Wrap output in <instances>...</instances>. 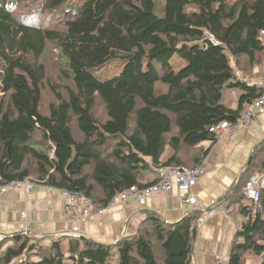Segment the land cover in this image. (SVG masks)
I'll list each match as a JSON object with an SVG mask.
<instances>
[{
	"label": "trees",
	"instance_id": "1",
	"mask_svg": "<svg viewBox=\"0 0 264 264\" xmlns=\"http://www.w3.org/2000/svg\"><path fill=\"white\" fill-rule=\"evenodd\" d=\"M261 32L264 0H0V184L28 179L102 208L142 186L147 159L197 167L198 146L216 142L209 129L260 95L246 82L264 66ZM115 58L122 71L98 80L92 70ZM226 88L241 91L236 110L221 103ZM262 145L247 173L264 174ZM237 200L227 264H264V190L258 207ZM196 219L151 215L111 244L16 233L0 264H190Z\"/></svg>",
	"mask_w": 264,
	"mask_h": 264
},
{
	"label": "crops",
	"instance_id": "2",
	"mask_svg": "<svg viewBox=\"0 0 264 264\" xmlns=\"http://www.w3.org/2000/svg\"><path fill=\"white\" fill-rule=\"evenodd\" d=\"M264 40V35L261 36ZM252 79L248 85L264 81V66L254 67L250 73ZM241 95L239 89L226 88L222 95V105L236 110ZM264 142V112L256 116L252 124L239 131L233 141L223 138L219 143H201L195 150L206 152L208 164L206 172L192 189L197 199L206 205L214 214L197 230L194 240L191 261L198 264H214L216 259L228 261L231 245L237 232L240 215L237 198L243 199V184L253 172H246L251 157ZM172 155L167 146L162 161ZM181 159V158H180ZM147 169L139 175L141 185L156 181L157 172L146 160ZM188 167L194 164L187 158ZM247 175L244 179L243 176ZM242 186V187H241ZM241 187V188H239ZM178 191L172 188L167 194L149 198L145 205L115 207L102 214H94L92 221L69 218L64 211L63 200L59 190H48L40 185L32 189L30 195L21 192H10L0 201V234L11 236L26 233L45 240L76 237L72 229L77 227L80 235L96 242L111 244L122 236L132 235L148 216L157 215L172 223L182 220L187 215L185 204L178 199ZM210 202H214L210 204ZM25 212V217L21 216Z\"/></svg>",
	"mask_w": 264,
	"mask_h": 264
},
{
	"label": "built area",
	"instance_id": "3",
	"mask_svg": "<svg viewBox=\"0 0 264 264\" xmlns=\"http://www.w3.org/2000/svg\"><path fill=\"white\" fill-rule=\"evenodd\" d=\"M263 35L264 32H261V36ZM253 85L260 90V95L240 112L235 123L231 126L228 122L223 121L209 129L215 136V143H219L223 138H228V140L233 141L239 131L250 126L254 118L264 112V81L254 83ZM208 162V157H205L193 169H188L183 166H165L156 169L158 176L155 182L149 185H142L141 187L134 186L127 191L118 193L102 208H96L91 200L83 194L59 190L63 200L64 211L71 220L92 221L94 214H102L106 210L115 207L131 206L133 204L143 206L149 198L165 195L172 188H175L178 191V199L185 204L186 213L195 212L197 214L196 228L198 230L215 213L214 210L206 207L192 193V189L199 181V178L206 172ZM40 185L28 179L14 180L0 184V201L5 194L10 192H21L26 196L30 195L32 189ZM46 187L49 191L55 189L49 186ZM262 190H264V174H251L243 188L244 206L249 209L258 207L259 192ZM213 203L210 202V204ZM21 216L24 218L25 212H21ZM239 220V223L243 222V217L240 216ZM72 234L84 237L80 235L77 227L72 229ZM3 239L4 236L0 234V242ZM190 264L198 263L191 261ZM214 264H227V262H223L218 258L214 261Z\"/></svg>",
	"mask_w": 264,
	"mask_h": 264
},
{
	"label": "rangeland",
	"instance_id": "4",
	"mask_svg": "<svg viewBox=\"0 0 264 264\" xmlns=\"http://www.w3.org/2000/svg\"><path fill=\"white\" fill-rule=\"evenodd\" d=\"M125 61L120 58H115L106 62L103 66L93 69L92 73L96 76V78L100 81L108 80L113 76L118 75L124 66ZM170 64L175 70L180 69L185 65V62L179 59L176 55L173 56L170 60ZM193 169V168H188ZM116 264V261L113 262Z\"/></svg>",
	"mask_w": 264,
	"mask_h": 264
}]
</instances>
